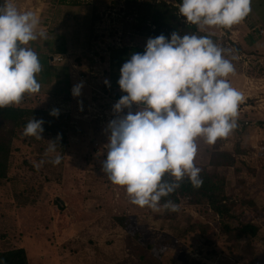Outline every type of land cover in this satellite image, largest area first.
<instances>
[{"label":"rangeland","instance_id":"rangeland-1","mask_svg":"<svg viewBox=\"0 0 264 264\" xmlns=\"http://www.w3.org/2000/svg\"><path fill=\"white\" fill-rule=\"evenodd\" d=\"M30 1V6L40 7L39 12L43 7L50 12L55 1H59L58 9L65 5L71 11L63 13L59 26L52 21L48 34L51 39L45 40L74 50L73 54L70 50L64 55L70 66L71 55L72 64H76L90 49L91 38L87 42L86 37L93 34L94 17L100 9L102 14L108 9L120 10L127 26L125 36L134 40L139 34L147 40L148 30L153 28L151 6L156 2L75 0L76 4L71 5V0ZM252 1L248 18L255 24L258 18L263 20L257 13L261 1ZM14 2L17 8H25L24 0ZM77 10L76 19L73 11L77 15ZM140 16L147 20L141 21ZM254 35L259 37L257 31ZM143 51L112 49L108 69L102 66V75L87 71V81L93 85L92 78H100L98 84L102 85L108 76L120 98L125 93L117 83L119 68L133 52ZM224 56L233 64L227 51ZM255 59L256 64L248 65L256 73L252 70L250 74L264 82V58ZM225 79L233 87V73ZM100 85L92 86V91L100 89ZM35 94L40 104L70 114L67 143L61 152L56 142L61 160L54 165L50 161L55 154L46 151L53 143L48 133H41L42 138L37 139L23 135L21 129L12 139L6 178L0 180V251L23 247L29 264H264V127H234L212 144L202 138L196 141L194 163L198 167L207 165L214 148L233 152L237 146L240 150L234 154L232 166L220 168L226 177V192L234 202L231 212L235 218L229 224L237 220L254 222L258 231L254 237L236 239L235 231L223 229L207 204H193L182 198L175 211H153L133 204L124 186L108 179L101 164L108 139L106 114L114 116L115 102L112 106L100 105L101 116L90 119L86 116L90 99L82 90L77 98H71V94L68 98L49 96L45 90ZM96 141L98 151L93 148Z\"/></svg>","mask_w":264,"mask_h":264},{"label":"clouds","instance_id":"clouds-1","mask_svg":"<svg viewBox=\"0 0 264 264\" xmlns=\"http://www.w3.org/2000/svg\"><path fill=\"white\" fill-rule=\"evenodd\" d=\"M249 12L250 0H181L178 5V13L197 26L228 28ZM38 24L36 11H20L14 0L0 4V108L19 104L25 93L41 87L38 55L24 47L45 36ZM224 51L210 36L173 31L167 38H147L144 51L133 52L119 68L117 83L125 94L112 106L101 169L113 184L124 186L133 204L175 211L176 204H161V198L185 177L193 187L201 185V169L194 163L197 139L212 144L227 136L244 100L225 79L234 68ZM81 87L82 82L73 85L71 94L78 96ZM43 123L32 117L22 134L42 138ZM52 141L46 151L55 154L50 161L55 165L61 156ZM166 174L174 180L164 179Z\"/></svg>","mask_w":264,"mask_h":264},{"label":"crops","instance_id":"crops-1","mask_svg":"<svg viewBox=\"0 0 264 264\" xmlns=\"http://www.w3.org/2000/svg\"><path fill=\"white\" fill-rule=\"evenodd\" d=\"M164 1L167 3L178 2L177 0ZM260 1L262 2V0H259V2ZM30 2V0H24L23 4L25 5V8L23 9L34 10L38 13V30L43 29L45 31V36H38L36 40L30 41L27 45H24V47H30L37 53L41 64V71L36 76L37 81L41 85L39 91L45 90V92L49 96H61L64 98H68L71 94L73 85L81 83V81L83 80L84 81L82 82V87L80 90L84 92V96H89L93 90L92 86L100 85L98 83H100L101 80H99L100 78H92V81L90 82L93 83V85H90V83L87 81L88 75L90 72L95 75L99 74V72L101 71H104V68L108 69L109 58L112 49L123 50L124 48H131L133 50L136 49L138 51H141L145 48L146 39L142 35L139 36L138 34L134 40H130L128 36H125V28L127 26L124 23V15L120 10L119 12H112L110 10L111 12L108 14L106 13V10L104 14H102V12H100V9L98 11V14L94 17L93 24L95 29L93 31V34L90 35L91 37H86V35L83 34L87 38V42L91 38V43L89 45L90 49L88 50V52H86L85 55H82L81 58L78 56L79 62H76L77 69L73 67L72 55L71 66L68 62L69 58L67 56L64 57L61 62H52L50 59V54L62 53L64 55H67L70 50L71 54L74 53V50L72 48L70 49L65 44H48L47 41L45 43V40L50 38V35L48 34L51 30L52 21L55 20L58 23V21L61 20V16L64 15L63 13H66V11H71L66 9L65 5H61L62 8L58 9L56 6L60 5L59 1H55L56 4L50 12H48L44 7L42 8L41 12H39L38 10L40 9V7L34 8L33 6H30ZM251 2L254 1L251 0ZM261 2L257 4L259 8V11H257V13L259 17L263 18V20L259 19L256 15L259 21L255 24H252L251 19L248 18V13L239 23L234 24L228 28H224L222 26H206L202 24L197 26V31L199 33H202V35L210 36L211 39H213V42L227 51L229 57L233 59V88H236L235 86H239L238 83L241 82L242 73H250V71L252 70V72H254L252 66L248 65L249 63L252 62L256 64L257 62L254 61L255 58L258 57L255 60L260 59V57L264 58V35L260 34L258 31V28L264 27V10L263 8L260 10ZM73 4H76L75 0H71V5ZM71 8L74 9L73 7ZM23 9L21 8L19 10L22 11ZM78 11L79 10L76 11L77 15L73 11V15L76 19L78 17ZM57 25L59 26V23ZM255 31L258 32L259 37H255ZM79 35L82 38L83 35ZM222 35L224 36L222 37ZM85 41L86 39L83 40L84 45ZM45 44H48V47L45 46ZM225 51L223 54H225ZM244 56L249 58V62L247 65H245V63H241V61L239 60L241 58L245 59ZM102 66L104 68H102ZM87 71H89V73ZM81 73L84 74V79L78 77V75ZM105 80L109 82L108 76ZM109 83L112 87L111 82ZM112 90V92L115 93L114 97L119 98L113 87ZM75 97L77 98V96H72L71 94V98Z\"/></svg>","mask_w":264,"mask_h":264},{"label":"trees","instance_id":"trees-1","mask_svg":"<svg viewBox=\"0 0 264 264\" xmlns=\"http://www.w3.org/2000/svg\"><path fill=\"white\" fill-rule=\"evenodd\" d=\"M2 3L3 0H0V4ZM151 7L153 9L150 21L153 28H149L148 38L160 34H164L167 38L173 31L180 35L196 34L202 36V33L197 31V25L187 23L180 18L181 16H178L176 7L172 3L159 0ZM140 18L143 22L147 20L146 16H140ZM110 91H113L112 87ZM112 95L115 96V93L113 92ZM35 96L36 94L33 95V93H25L19 104L0 108V180L6 178L12 139L17 136V131L23 129L26 122L32 117L43 119L42 127L44 131L42 133H48L51 141L58 142L61 152L67 143V127L71 120L70 114L59 110L58 115H50V111L55 108L40 104L38 96ZM57 134H59L58 140L56 139ZM239 151L237 146L233 149V152L214 148L210 153L207 165L199 167L201 169L199 174L202 179L201 185L193 187L188 178L185 177L178 182L179 186L172 193L161 198L160 203L163 204L164 201L170 200L178 205L182 198H188L189 203L207 204L212 212L218 215L223 229L235 231L236 239L254 237L258 231L256 223L237 220L235 224H229V220L235 218L231 212L234 202L226 192V177L220 172V168L232 166L235 163L234 154ZM164 179L171 182L174 177L166 174ZM0 264H29V261L23 247H13L0 251Z\"/></svg>","mask_w":264,"mask_h":264},{"label":"built area","instance_id":"built-area-1","mask_svg":"<svg viewBox=\"0 0 264 264\" xmlns=\"http://www.w3.org/2000/svg\"><path fill=\"white\" fill-rule=\"evenodd\" d=\"M180 3L178 2H172V5L176 7V12L178 16H181L178 13V5ZM110 9L106 11V13H110ZM182 17V16H181ZM185 20V18H184ZM186 21V20H185ZM187 22V21H186ZM223 33V32H222ZM259 33L264 35V27L259 29ZM233 40V38H232ZM64 54L62 53H53L50 54V59L52 62H61L64 59ZM245 60H249L246 56ZM249 62V61H248ZM248 62H245V65L248 64ZM73 67L77 69V64H73ZM246 71V70H244ZM104 71L99 72L100 75H102ZM256 72L254 71V74ZM79 78L84 79V74L81 73L78 75ZM100 86V89H94V91L91 92L89 96H86L88 99H90V103L87 107V115L90 119L95 118L97 116H101L100 111V105L107 104L108 106H112L114 102H116L119 98H116L112 95V91H110V83L107 82ZM244 83V84H243ZM241 87L235 86L236 90L239 91L243 96L244 100L242 103L238 105L237 112L238 115L236 117V128H241L245 126L255 125L256 127H264V82L262 78L256 77L253 74L250 73H242L241 74V82L238 83ZM242 84V85H241ZM261 93V95H260ZM95 97V98H94ZM135 108V105L133 106ZM106 110V109H104ZM107 111H110L108 108ZM125 111V110H124ZM106 112V111H105ZM123 114V113H121ZM114 115V113H113ZM106 117L108 118V121L113 118L111 113H107ZM95 150L98 149V141L94 143ZM98 151V150H97ZM105 152V149L103 150ZM215 214V213H214ZM215 216L218 218V215L215 214Z\"/></svg>","mask_w":264,"mask_h":264}]
</instances>
